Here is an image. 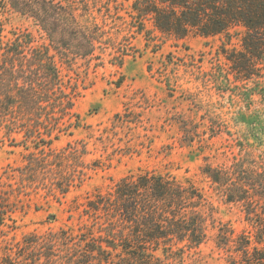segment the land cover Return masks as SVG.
I'll list each match as a JSON object with an SVG mask.
<instances>
[{
    "label": "trees",
    "instance_id": "obj_1",
    "mask_svg": "<svg viewBox=\"0 0 264 264\" xmlns=\"http://www.w3.org/2000/svg\"><path fill=\"white\" fill-rule=\"evenodd\" d=\"M110 1L115 2L0 0L1 13L28 19L39 37L25 28L4 38L0 25V146L10 139L9 145L29 151L19 169L18 194L33 187L65 196L87 177L84 146L53 147L61 136L72 135L79 122L77 81L62 74V67L69 70L77 59L112 46L105 43L107 31L94 15L101 7L109 12ZM127 1L129 19L124 22L130 35L140 34L152 51L161 46L156 37L224 36L219 52L235 81L264 74V0ZM233 38L237 45H231ZM213 66L212 79L229 80L218 63ZM183 124V138L193 142L192 134L198 133ZM208 129L209 138L221 131L230 135L221 123ZM13 133L22 138L17 142ZM236 143L239 153L229 163L200 167L223 202L240 204L247 224L235 233L218 220L212 227L215 242L225 252L226 264H264V162L254 158L253 133ZM81 205L77 217L68 215L70 222L56 230L31 231L20 238L16 209L1 207L0 264H184L187 254L208 238L215 212L201 187L156 169L130 170L112 191L86 197Z\"/></svg>",
    "mask_w": 264,
    "mask_h": 264
},
{
    "label": "rangeland",
    "instance_id": "obj_2",
    "mask_svg": "<svg viewBox=\"0 0 264 264\" xmlns=\"http://www.w3.org/2000/svg\"><path fill=\"white\" fill-rule=\"evenodd\" d=\"M108 6L109 12L101 7L94 15L107 31L105 37L110 41L105 43L112 46L96 49L94 57L77 59L69 70L62 67V74L77 81L79 122L72 135L61 136L53 147L59 150L67 143L84 146L86 179L65 196L33 187L18 194L19 169L29 151L9 145L10 139H6L0 146V208L10 205L16 209L17 238L31 231L56 230L70 222L68 215L77 217L86 197L112 191L130 170H161L181 181L190 179L215 207L208 238L187 254L184 264H226L212 227L221 220L239 233L247 224L240 204L223 202L200 167L205 162L229 163L239 153L236 140L249 133L254 134V158L264 162V154L260 156L264 153V74L247 82L235 81L219 52L224 36L156 37L161 46L152 51L144 46L140 34L130 35L124 22L129 19L125 14L128 1H110ZM0 25L4 38L25 28L39 38L31 22L12 11L0 12ZM231 45H237L236 38ZM215 63L229 80L211 78ZM183 121L192 133H198L192 134L193 142L183 138ZM218 123L230 135L221 131L209 138L208 127ZM11 137L17 142L22 138L20 133ZM74 179L77 181V175ZM13 189L14 194L9 193ZM8 194L11 196L6 198Z\"/></svg>",
    "mask_w": 264,
    "mask_h": 264
}]
</instances>
